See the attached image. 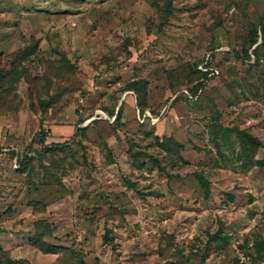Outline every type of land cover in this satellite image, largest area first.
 Here are the masks:
<instances>
[{"label":"rangeland","instance_id":"374dc122","mask_svg":"<svg viewBox=\"0 0 264 264\" xmlns=\"http://www.w3.org/2000/svg\"><path fill=\"white\" fill-rule=\"evenodd\" d=\"M263 17L264 0H0L1 66L21 74L0 93L4 248L26 264H264V49L242 51ZM142 79L146 111L166 109L155 125L126 91ZM235 129L262 146L245 153ZM42 132L67 149L42 154ZM40 220L68 252L30 245Z\"/></svg>","mask_w":264,"mask_h":264},{"label":"trees","instance_id":"16d2710c","mask_svg":"<svg viewBox=\"0 0 264 264\" xmlns=\"http://www.w3.org/2000/svg\"><path fill=\"white\" fill-rule=\"evenodd\" d=\"M264 49V17L261 19L260 27L258 28L255 26L251 31L249 37H247V40L243 44V55L244 57L248 58V60L254 59V63H259L262 58V51ZM250 51L252 53H250ZM208 66V64H207ZM198 73L204 75L205 77H208V72L199 71L197 69ZM17 78H21V74L19 73L17 68H12L10 70H6L1 66L0 62V93L4 90L3 86L4 84H7L8 82L13 83L17 80ZM149 87L150 83L146 80H133L126 84V91H133L137 95V105L142 110L141 113H144L146 111V107L148 106V95H149ZM192 95H197V89L190 91ZM4 94V91H3ZM185 97V96H184ZM179 98V97H178ZM177 98V99H178ZM187 98V97H186ZM188 99V98H187ZM191 100L188 99L187 102H190ZM192 102V101H191ZM42 111L46 112L48 109L50 103L41 101ZM122 108L119 110L116 120H119L121 117ZM79 132L86 133L87 129H80ZM235 133L240 141V143L245 146L247 149L245 153H249L251 151L258 150L262 144L261 142L253 137L251 134L235 129ZM40 143L43 146V152L42 154H49L51 156L56 155L59 152V149H67V146L69 144H56L52 146H46V134L43 132L41 133ZM14 157L17 156L18 163H19V172L26 173L27 170H30L33 172L35 170L34 162L35 159L31 155L27 154V151H25L22 155L19 153H12ZM41 154V155H42ZM258 165L264 168V161L260 160L258 161ZM42 167L45 171V174L52 175L53 177L54 173L50 170L51 168L49 166H46L42 164ZM204 195L208 198L210 196V183L208 180L205 179L203 174H196ZM29 205H31L33 208H37L40 206L38 203L32 201ZM39 211V210H38ZM10 212V211H8ZM1 234V232H0ZM33 237L30 239V245L34 247H38L41 251H43L45 254H60L61 252H68L70 249L59 247V246H52L48 244L45 241L46 237H51L53 235V226L47 222L46 220H40L35 223V230L32 233ZM211 244L214 242L216 245L219 246L220 243H218V239L216 236H211ZM262 251V249L260 250ZM0 264H26L25 261L22 259H16L14 258L9 251H6L2 244L0 239ZM83 264V263H82Z\"/></svg>","mask_w":264,"mask_h":264},{"label":"built area","instance_id":"2783aa9c","mask_svg":"<svg viewBox=\"0 0 264 264\" xmlns=\"http://www.w3.org/2000/svg\"><path fill=\"white\" fill-rule=\"evenodd\" d=\"M209 58H211V57L209 56ZM206 64L207 63H205V65ZM201 70H203L204 72H209L210 71L212 76H215V75H218L219 74V72L217 70H214L212 68H201ZM178 96H185L189 100H193V101H195L199 97L198 94L197 95H192L190 93V91H187V90H184L181 93H179L178 95H176L173 100L175 101V99H177ZM165 112H166V109L162 112L161 116H163L165 114ZM102 115H104V113H102L100 116L102 117ZM161 116H154V115L151 114V112L149 110H147L142 115L139 114V120H141L142 123H146L147 121H150V122L152 121L153 125H155V124H157V123L160 122Z\"/></svg>","mask_w":264,"mask_h":264},{"label":"crops","instance_id":"0c3cea01","mask_svg":"<svg viewBox=\"0 0 264 264\" xmlns=\"http://www.w3.org/2000/svg\"><path fill=\"white\" fill-rule=\"evenodd\" d=\"M1 239V238H0ZM1 244H2V241H1ZM2 246H3V244H2ZM3 248H4V246H3ZM6 251H9L8 249H6V248H4Z\"/></svg>","mask_w":264,"mask_h":264}]
</instances>
